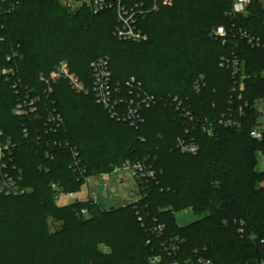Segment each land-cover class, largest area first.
Returning <instances> with one entry per match:
<instances>
[{
	"label": "trees",
	"instance_id": "16d2710c",
	"mask_svg": "<svg viewBox=\"0 0 264 264\" xmlns=\"http://www.w3.org/2000/svg\"><path fill=\"white\" fill-rule=\"evenodd\" d=\"M11 1L0 0V131L15 145L10 169L15 167L25 193L0 194V264H151L156 249L146 241L156 242L158 235L148 227L160 224L166 228L160 239L184 242L179 260L199 255L213 264H249L264 257V246L248 239L264 237V171L257 172L264 139L250 137L255 112L248 109L240 130L217 127L212 138L193 132L199 153L183 155L176 144L187 122L173 104L178 97L200 119H212L230 106L264 98V3L251 0L246 15H234L233 0H173L172 6L159 1L140 20L148 41L135 44L116 38L114 9L94 14L87 5L72 10L60 0H19L13 8ZM219 27L227 32L225 43L213 37ZM242 33L260 45L248 44ZM224 57L239 60L238 76L221 67ZM100 58L109 61L112 87L121 97L129 96L126 82L135 78L160 99L143 109L138 128L95 102L91 65ZM61 62H69L89 94L74 92L68 80L52 83L53 93H45L41 75L51 78ZM9 68L14 74L7 80L2 71ZM14 80L21 93L39 98V116L15 115ZM241 81L239 102L234 89ZM54 110L63 123L51 133L46 115ZM72 148L82 174L71 168ZM128 160L156 172L140 186L142 200L112 210L92 199L57 203L52 184L65 195L79 193L87 178ZM187 209L202 218L180 227L176 213Z\"/></svg>",
	"mask_w": 264,
	"mask_h": 264
},
{
	"label": "built area",
	"instance_id": "2783aa9c",
	"mask_svg": "<svg viewBox=\"0 0 264 264\" xmlns=\"http://www.w3.org/2000/svg\"><path fill=\"white\" fill-rule=\"evenodd\" d=\"M49 1V0H44ZM60 0L63 5L69 9H76L78 6L87 5L92 13L99 14L107 12V10L114 9L117 14V24L115 27L116 38L123 42L131 43H144L148 41V35L139 27L140 20L146 18L150 15V12L157 9L159 1H162L163 5H172L173 0H153V5L150 9H146L144 3L129 4L127 0ZM251 0H233L232 14L234 15H246L248 12V6ZM11 7L19 5V0H12L10 3ZM213 37L217 40H221L223 43L227 41V32L224 27H219L213 32ZM241 38H245L248 44L253 46H259V39L251 38L248 34L242 33ZM11 57H8L10 60ZM221 67L231 68L233 72V77L239 75L241 70L240 62L237 58H223L221 60ZM94 84H93V94L95 97V102L108 112L112 118L128 123L131 127L138 128L144 122V117L142 114L143 109L153 108L158 105L161 101L155 96L149 95L144 91V87L141 82H137L135 78H130L126 82L128 97H121V90L112 87V72H110L109 61L104 58L95 60L91 65ZM14 74L13 68L4 69L2 75L9 80L10 75ZM40 80L46 85V91L48 96L53 93L51 87L52 83L60 80H68L71 87L79 94H89V90L84 86L83 82L74 74H72L67 66V62H61L58 64L51 78H46L41 75ZM200 84L196 83V90L199 89ZM12 88L16 91L18 95V100L14 113L20 119H28L29 117H37L40 112L39 98L33 96L30 92H20L19 81H12ZM245 91L244 82H240L238 87L234 89V95L238 97V101H243V92ZM173 104L181 114V118L187 122L184 135L177 139V149L181 154L196 155L199 153L200 144L195 141L193 137V132L201 131L203 134L212 138L217 127L222 128H232L240 130L243 126V121L247 118L249 110L252 109L256 114V122L253 126L250 137L255 141H262L264 139V98L259 99L254 105H249V103H240L237 105L230 106L226 108V111L218 117L204 118L200 119L195 113L187 106L186 101L181 100L178 97H173ZM46 124L48 132H55L63 123L62 117L57 114L54 110L47 113ZM23 133L25 137L29 136V128L25 127ZM38 138L37 140H39ZM69 148V146L66 144ZM15 145L13 141L6 137L3 132L0 131V194L5 196H18L23 195L25 191L18 185L16 178L13 175L15 167L13 170L10 169L13 160V153ZM72 152V164L71 168L75 172L83 173L81 168V161L78 159L79 154L76 149L71 150ZM123 170H129L133 173L136 179L138 190L133 193L136 197L134 202L142 200L144 195L140 191V186L147 184L149 181L154 180L156 177V172L153 170L152 166H149L145 162H132L128 160L122 163L120 166H115L112 172L107 174H101L105 178H108L114 174H119L118 172ZM89 178H87L88 180ZM117 182L121 183L122 179L117 177ZM107 187L108 185L104 183ZM51 189L58 193V198L65 195L58 185L52 184ZM92 195V196H91ZM96 196L94 193L90 194L89 199ZM96 202L95 200H93ZM131 203V202H129ZM129 203L124 204L127 206ZM83 215H87L85 210L82 211ZM142 220V219H141ZM153 233L158 236L156 242L152 237H149L146 241L147 244L153 246L156 249V254L151 257V264H213L212 260L203 257L195 256L189 258H183L179 260L178 257L181 253V248L184 242L181 241L179 237L160 239L166 228L165 225L160 224L158 227H148ZM240 234L245 235L244 229L240 230ZM250 239L255 244H260L264 246V237L258 238L255 235L249 236ZM249 264H264V257L260 259H254Z\"/></svg>",
	"mask_w": 264,
	"mask_h": 264
},
{
	"label": "rangeland",
	"instance_id": "374dc122",
	"mask_svg": "<svg viewBox=\"0 0 264 264\" xmlns=\"http://www.w3.org/2000/svg\"><path fill=\"white\" fill-rule=\"evenodd\" d=\"M88 2L87 0H84ZM261 3H264V0H259ZM173 5V3H172ZM170 5V6H172ZM108 32L106 31V34ZM67 66L70 72L76 75L80 80V75L71 71V65L67 62ZM70 88L76 92L70 85ZM77 93V92H76ZM264 171V154L260 153L258 156L257 163V172ZM119 174H114L108 178H105L101 174L93 175L90 177L85 185L81 188L82 190L79 193H74L71 195H62L57 200V203L60 206L72 205L76 200L79 202H86L89 199L90 194H95L96 196L92 197L93 200L98 202L100 208L102 207L105 210H112L129 202H134L136 197L133 196L134 192H137L138 186L133 173L129 170L121 169ZM117 177L122 179L121 183L117 182ZM106 183L108 186L106 187ZM92 196V195H91ZM202 217L197 216L191 210L181 211L176 213V222L180 227L187 226L188 224L195 222Z\"/></svg>",
	"mask_w": 264,
	"mask_h": 264
}]
</instances>
